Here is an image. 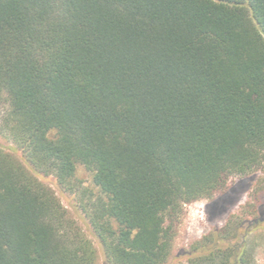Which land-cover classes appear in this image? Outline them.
<instances>
[{"label": "trees", "instance_id": "trees-1", "mask_svg": "<svg viewBox=\"0 0 264 264\" xmlns=\"http://www.w3.org/2000/svg\"><path fill=\"white\" fill-rule=\"evenodd\" d=\"M0 136L30 167L0 145V264L99 263L38 177L78 166L104 264H165L185 204L264 172V0H0ZM257 229L188 264H251Z\"/></svg>", "mask_w": 264, "mask_h": 264}, {"label": "rangeland", "instance_id": "rangeland-1", "mask_svg": "<svg viewBox=\"0 0 264 264\" xmlns=\"http://www.w3.org/2000/svg\"><path fill=\"white\" fill-rule=\"evenodd\" d=\"M0 145L4 150L14 153L30 169L20 151L11 142L0 136ZM38 177L55 192L70 217L98 249V264H104L100 244L90 228L84 211V207L91 210L93 202L102 196L100 189L93 183L91 173L83 166H78L71 189L59 186L53 176ZM263 179L262 171L243 177H233L229 180L227 188L213 198L185 204L176 224L173 245L165 264H188L189 252L194 243L210 232L222 228L229 219H240L244 230L257 224L256 221L264 216ZM249 238L255 240L251 264H264V229L251 232Z\"/></svg>", "mask_w": 264, "mask_h": 264}, {"label": "flooded vegetation", "instance_id": "flooded-vegetation-1", "mask_svg": "<svg viewBox=\"0 0 264 264\" xmlns=\"http://www.w3.org/2000/svg\"><path fill=\"white\" fill-rule=\"evenodd\" d=\"M262 220H264V216L262 218H260V220H257L256 223H258V222H260Z\"/></svg>", "mask_w": 264, "mask_h": 264}]
</instances>
